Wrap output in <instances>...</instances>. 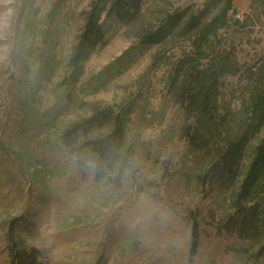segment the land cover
<instances>
[{
	"label": "rangeland",
	"instance_id": "rangeland-1",
	"mask_svg": "<svg viewBox=\"0 0 264 264\" xmlns=\"http://www.w3.org/2000/svg\"><path fill=\"white\" fill-rule=\"evenodd\" d=\"M227 1L143 0L128 26L101 0H0V264H264V224L254 236L232 221L264 158V0H235L203 45L201 68L222 57L229 71L217 93L223 122L194 144L196 117L171 89L193 43L164 53L136 37L178 14L183 25L200 18V32ZM94 10L102 40L76 61ZM118 124L123 145L97 173L76 149ZM77 125L79 137L64 139ZM248 125L256 133L223 184L214 169ZM245 204L264 215V166Z\"/></svg>",
	"mask_w": 264,
	"mask_h": 264
},
{
	"label": "trees",
	"instance_id": "trees-1",
	"mask_svg": "<svg viewBox=\"0 0 264 264\" xmlns=\"http://www.w3.org/2000/svg\"><path fill=\"white\" fill-rule=\"evenodd\" d=\"M109 4L110 14L116 19L128 26L133 25L141 16V7L143 0H101ZM235 0H228L221 13L218 14L209 24H205L200 32L196 31L200 27V18H194L188 24L181 23V15L169 16L166 21L161 22L157 27L144 25L136 32V37L142 39V43L155 45L162 49L164 53L170 45H175L179 40H190L195 50V58L184 56L178 63L177 68L171 78V89L177 102L186 112V117H196V127L192 129L190 141L194 144L198 139H204L206 136L201 133V129H215L223 122L218 117L217 93L220 84V77L228 73L229 70L224 59H212L209 65L201 68L198 60L202 59L203 45L207 42L209 36L218 29L227 26L228 12L233 8ZM97 10V9H96ZM96 10L91 14L84 34L81 37V43L78 48L76 61L88 57L102 40V30L98 24ZM181 28V30H179ZM106 113H100L85 125L90 127L97 121L100 123L107 118ZM102 121V122H101ZM82 125H77L69 129L64 134V139H77L80 135ZM256 129L250 125L246 126L243 136L232 143L228 151L223 155L221 162L215 167V174L224 183H233L236 179L239 169V159L242 157L243 149L248 142L249 135H255ZM124 142L123 127L118 124L115 129L107 135H101L98 138L83 142L76 150L79 159L91 160L95 163L97 173H102L105 167H111L112 161L117 157L118 151ZM131 150L123 156V165L126 166L131 157ZM264 166L263 156H258L253 166L248 172L246 180L241 188L238 199L235 202L236 217L233 218L236 229L242 234L257 235L260 225L264 224L263 214L260 206L255 205L252 208L246 206V201L252 194L253 188L260 179Z\"/></svg>",
	"mask_w": 264,
	"mask_h": 264
}]
</instances>
